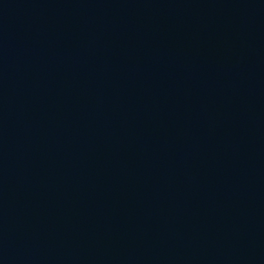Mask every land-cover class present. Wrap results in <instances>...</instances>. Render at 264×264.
<instances>
[{"label": "water", "instance_id": "1", "mask_svg": "<svg viewBox=\"0 0 264 264\" xmlns=\"http://www.w3.org/2000/svg\"><path fill=\"white\" fill-rule=\"evenodd\" d=\"M0 264H264V0H0Z\"/></svg>", "mask_w": 264, "mask_h": 264}]
</instances>
